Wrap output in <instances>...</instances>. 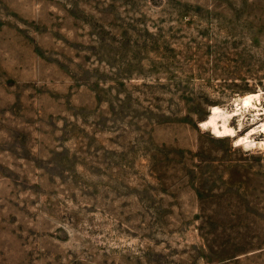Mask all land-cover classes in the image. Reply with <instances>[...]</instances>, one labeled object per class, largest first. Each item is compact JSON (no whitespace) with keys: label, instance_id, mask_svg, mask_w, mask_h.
I'll return each mask as SVG.
<instances>
[{"label":"rangeland","instance_id":"rangeland-1","mask_svg":"<svg viewBox=\"0 0 264 264\" xmlns=\"http://www.w3.org/2000/svg\"><path fill=\"white\" fill-rule=\"evenodd\" d=\"M0 264H264V0H0Z\"/></svg>","mask_w":264,"mask_h":264},{"label":"bare ground","instance_id":"bare-ground-1","mask_svg":"<svg viewBox=\"0 0 264 264\" xmlns=\"http://www.w3.org/2000/svg\"><path fill=\"white\" fill-rule=\"evenodd\" d=\"M242 103H244V102H242ZM242 103L240 102V103H238V105H240L241 107H243V104ZM220 111H221V109L219 107H213L212 108V115L210 116V118L207 121L203 122V126H205V127H211L213 129V133L216 136H231L232 135V132H233L232 131V128L229 127L225 121H223V123H222L221 126L218 124V120L217 119H218V117L220 115L219 114ZM243 140L244 141H247L248 138L247 137H244Z\"/></svg>","mask_w":264,"mask_h":264}]
</instances>
